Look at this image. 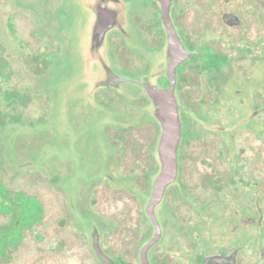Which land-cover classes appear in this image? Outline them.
I'll list each match as a JSON object with an SVG mask.
<instances>
[{"label":"flooded vegetation","instance_id":"1","mask_svg":"<svg viewBox=\"0 0 264 264\" xmlns=\"http://www.w3.org/2000/svg\"><path fill=\"white\" fill-rule=\"evenodd\" d=\"M220 1L212 22H193L191 0L170 1L172 53L162 0L27 3L12 25L0 4V264H78L83 247L84 264H264V0ZM69 80L86 85L92 110L77 116V163L44 151H61V136L36 128L56 119ZM145 82L173 84L181 123L159 228L146 206L161 126ZM30 177L44 193L15 189Z\"/></svg>","mask_w":264,"mask_h":264},{"label":"rangeland","instance_id":"2","mask_svg":"<svg viewBox=\"0 0 264 264\" xmlns=\"http://www.w3.org/2000/svg\"><path fill=\"white\" fill-rule=\"evenodd\" d=\"M41 1H45V5L46 7H49L50 5V1L51 0H2L0 1V4H3V2H6L5 5V12L8 13L7 14V18L11 17V22L10 24L12 25V23L16 24L18 23L17 20L19 19V17L23 16L24 13L27 14V10H29L28 4H30V8L31 10L35 9V8H40V2ZM191 2L194 3V7H193V22H199L202 21V19L207 18L210 22H212L213 20H218L219 18V2H221L220 0H191ZM233 3V2H232ZM233 4L230 3V6L232 7ZM3 7V6H2ZM3 10V9H2ZM58 15H59V19H62L63 16L61 17L59 13L53 15V19H58ZM23 18V17H22ZM13 21V22H12ZM16 21V22H14ZM55 22V21H52ZM81 33V32H80ZM87 33V31H86ZM125 56V55H122ZM124 58V57H123ZM129 61V60H128ZM120 63H123L122 65H126L127 64V59L125 57L124 60H121ZM74 81L77 83L76 79H74ZM70 80L68 82H66L65 84H67V86H64L63 91L59 89L61 93L59 95V110H57L59 113H54L56 114V119H51V120H47L46 122L42 123V124H38L36 126L37 129H40L42 132H48V134H52L58 138L59 135L61 136V151L57 150L56 148H52L49 146H45L43 147V150L50 153L51 151L55 154L58 155L60 154L61 157V152L63 159H67V158H72L74 159L75 163H77L76 158L72 157V153L71 151H74L73 148V144L74 142H79L80 141V137H77L78 130L82 131V129H80V127L78 128V126L80 125V120L77 118L78 115L81 116V118H86L91 119L90 113H92V110H88V90L86 89V85L83 84L81 81H79L78 83V89L74 90L71 86V84L69 83ZM71 86V87H70ZM56 97V96H55ZM56 100V98H55ZM86 105L87 107L84 108V106ZM36 107H31L29 109V111L31 112V117H36V115L38 114V110ZM90 111V112H89ZM54 117V118H55ZM31 135V134H30ZM41 143L39 144L38 147H40ZM57 146H59V142L57 143ZM59 148V147H58ZM53 154V159L55 158V155ZM70 160V159H69ZM128 160V159H127ZM71 161V160H70ZM73 161H71L70 163L72 164ZM141 166L143 164H140ZM73 167H75L73 165ZM128 168V167H127ZM127 168L125 170H123V176L127 177L128 172H127ZM2 170V171H1ZM4 169L2 168V165H0V171L3 172L4 174H8V171H3ZM80 173V172H79ZM25 176L20 177V179H24ZM31 178V177H30ZM36 181H39V178L36 177L35 178ZM35 179L31 178L32 184L34 185H27V178L25 179L26 181H20L18 180V182L16 183L17 186L15 187V189H20V190H24L26 193L29 194H35V195H39L44 193V186L42 185V182H36ZM19 184V185H18ZM49 189V187H48ZM107 200L103 203V207L105 211L108 212H116L118 210V206H115L114 203H111L112 201L109 200V193H107ZM130 223H133V219L130 220ZM81 245V244H80ZM82 246V245H81ZM83 247V246H82ZM87 247H83V249L79 248L78 252H77V257H78V264H84L83 262L87 261L88 258V251L86 250Z\"/></svg>","mask_w":264,"mask_h":264},{"label":"water","instance_id":"3","mask_svg":"<svg viewBox=\"0 0 264 264\" xmlns=\"http://www.w3.org/2000/svg\"><path fill=\"white\" fill-rule=\"evenodd\" d=\"M170 1L162 0V19L170 42L168 52L172 53L173 48L179 40L175 34L169 14ZM106 28L107 25L104 24L102 17L99 15L95 22L94 30V35L98 41L101 40ZM168 73L171 75L170 71ZM141 86L152 100L154 114L161 126V133L157 144L160 171L154 180L152 193L146 206L149 218L153 221L155 227L159 228L154 208L161 202L166 186L176 179L178 171L177 150L181 139V123L176 98L174 96L173 84L169 89L156 87L148 82L141 83ZM158 237L159 231H155L152 238L146 243V246L154 243Z\"/></svg>","mask_w":264,"mask_h":264}]
</instances>
